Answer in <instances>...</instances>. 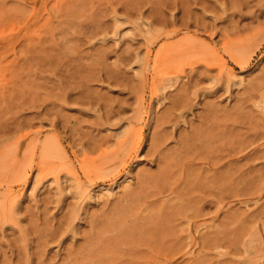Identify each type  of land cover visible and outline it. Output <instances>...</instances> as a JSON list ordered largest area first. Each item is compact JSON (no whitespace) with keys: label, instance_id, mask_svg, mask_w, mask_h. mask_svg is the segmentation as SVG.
Here are the masks:
<instances>
[{"label":"rangeland","instance_id":"374dc122","mask_svg":"<svg viewBox=\"0 0 264 264\" xmlns=\"http://www.w3.org/2000/svg\"><path fill=\"white\" fill-rule=\"evenodd\" d=\"M263 88L264 0H0V264H264Z\"/></svg>","mask_w":264,"mask_h":264},{"label":"bare ground","instance_id":"6f19581e","mask_svg":"<svg viewBox=\"0 0 264 264\" xmlns=\"http://www.w3.org/2000/svg\"><path fill=\"white\" fill-rule=\"evenodd\" d=\"M243 57V56H242ZM258 81H262L261 79L260 80H258ZM263 82V81H262ZM259 84H260V82H259ZM254 86H255V84H254ZM264 89V88H263ZM259 90V89H258ZM256 92V91H255ZM257 93V92H256ZM259 93V92H258ZM249 96H251V95H249ZM249 96H248V98H249ZM247 98V97H246ZM247 98V99H248ZM255 98V96L253 97V99ZM186 99V98H185ZM246 101H248V100H246ZM182 102V101H181ZM253 102H254V104H257V107L258 108H260V109H262L263 111L262 112H264V90H262L261 92H260V94H259V96H258V98H256V99H254L253 100ZM184 104V103H183ZM224 151V150H223ZM126 152V151H125ZM218 153V152H217ZM223 167H221V169H222ZM102 172V171H101ZM220 172H221V170H220ZM226 177H228V176H226ZM226 177H224V179L226 178ZM170 182V181H169ZM224 182H225V180H224ZM223 182V183H224ZM165 183H167V182H165ZM213 183V182H212ZM215 183H216V181H215ZM227 183V182H226ZM172 184V183H171ZM165 185V184H164ZM169 186H170V184H168ZM224 185H226L225 183H224ZM161 186V185H160ZM159 186V187H160ZM172 186V185H171ZM162 188V187H161ZM224 189L226 188V186L225 187H223ZM157 189H160V188H158V186H157ZM170 189V188H169ZM176 189V188H175ZM162 190V189H161ZM77 192H78V194L81 192L79 189L77 190ZM169 192V191H168ZM173 192V191H172ZM171 192V193H172ZM250 192V191H249ZM173 193H176V192H173ZM161 194V193H160ZM158 195V194H157ZM161 195H163V194H161ZM172 198H174V197H172ZM170 200V199H169ZM144 206H145V204H144ZM137 208V207H136ZM149 208V207H148ZM147 209V208H146ZM152 209V208H151ZM135 210V209H134ZM157 210H159V212H160V208L159 209H157ZM151 211V210H150ZM154 211H152V213H153ZM159 212L157 211L156 213H157V216H159L158 214H159ZM118 213V212H117ZM123 213V212H122ZM122 213H120V214H122ZM151 214V213H150ZM154 217H156V216H154ZM120 221V220H119ZM136 221H134V223H135ZM120 223V222H119ZM123 224V223H122ZM118 225H121V224H118ZM127 228H123V230L125 231ZM221 234V233H220ZM216 235V234H215ZM205 236V235H204ZM207 236V235H206ZM205 236V237H206ZM217 236H218V234H217ZM214 237V236H213ZM222 237V236H221ZM216 238H218V237H216ZM205 239V238H204ZM212 242L214 243L215 241H213V239H212ZM256 237L254 236V238L253 239H251V241L249 242V248H248V250L247 251H249V252H252V251H254L255 250V244H256ZM232 243H233V241H232ZM234 244L236 245V243L234 242ZM177 246H178V244H177ZM218 246V245H217ZM115 247V246H114ZM180 247V249H182L181 248V245L179 246ZM178 247V248H179ZM177 248V249H178ZM172 249H174V248H172ZM180 249H178V250H180ZM255 253V252H254Z\"/></svg>","mask_w":264,"mask_h":264}]
</instances>
